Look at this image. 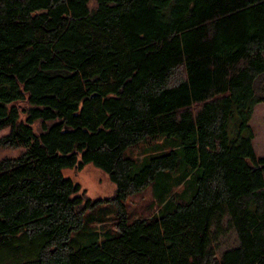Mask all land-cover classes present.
<instances>
[{
  "label": "trees",
  "instance_id": "1",
  "mask_svg": "<svg viewBox=\"0 0 264 264\" xmlns=\"http://www.w3.org/2000/svg\"><path fill=\"white\" fill-rule=\"evenodd\" d=\"M260 103L264 0H0V148H27L0 162V264H264ZM163 135L181 143L137 169L126 151ZM89 164L117 219L76 248L99 202L64 172ZM185 166L195 195L130 222L128 198ZM225 224L239 246L218 256Z\"/></svg>",
  "mask_w": 264,
  "mask_h": 264
},
{
  "label": "rangeland",
  "instance_id": "2",
  "mask_svg": "<svg viewBox=\"0 0 264 264\" xmlns=\"http://www.w3.org/2000/svg\"><path fill=\"white\" fill-rule=\"evenodd\" d=\"M93 4L92 2L90 5L93 6ZM250 126L255 135L252 141L255 153L258 159L262 160L264 158V103L255 107ZM38 127L39 124L34 126L37 132ZM9 133L10 128L8 126L1 129L0 139L8 136ZM180 143L178 138H169L163 135L155 140H145L137 147L128 149L126 154L136 159L138 161L137 169H141L150 157L168 153L172 149H176ZM26 151L27 148L25 147L0 148V162L5 159L17 158ZM183 170L179 169L170 174H165L162 180L157 178L144 192L130 196L126 201L130 222L140 218L157 216L160 211L165 210L164 202L166 201L174 199L188 201L193 194L195 195L198 173L190 171L186 166ZM64 173L82 186V190L86 191V198L99 202L95 208L87 211L83 228L73 235L72 244L78 248L95 242L96 234L103 230L101 228L103 224L111 226L116 221L117 206L106 200L114 197L117 187L105 172L93 164L87 165L82 170H65ZM212 245L217 255L221 256L225 250L239 246V242L233 228L225 224L224 230L214 235Z\"/></svg>",
  "mask_w": 264,
  "mask_h": 264
}]
</instances>
